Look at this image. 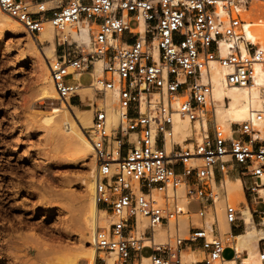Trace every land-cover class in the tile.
<instances>
[{"label": "built area", "instance_id": "1", "mask_svg": "<svg viewBox=\"0 0 264 264\" xmlns=\"http://www.w3.org/2000/svg\"><path fill=\"white\" fill-rule=\"evenodd\" d=\"M46 1L55 4L46 7ZM251 1L0 0V12L30 36H38L46 22L56 32L62 49L47 69L57 100L82 102L80 79L90 77L95 100L88 104L93 115L86 135L95 162L94 200L109 219L91 240L97 252L115 255L113 264H183V253L197 258L192 264L238 260L232 236L222 237L215 222L208 233L191 217L214 221L222 205L226 223L238 222L240 212L225 189L236 166L251 179L246 189L260 206L258 226L264 231V141L257 128L264 110L251 111L226 137L216 121L211 78L214 63L226 71L230 86L254 83L257 70L264 74V47L246 43L247 53L239 47ZM80 25L87 28L89 46L65 34ZM221 42L228 45L225 55ZM96 64L100 76L93 74ZM114 89L118 122L109 126L104 99ZM176 119L190 126L181 144L174 140ZM191 202L200 205L195 213L188 210ZM185 216L182 235L179 223ZM140 219L146 220L143 230ZM157 230L162 242H155ZM259 243L258 258L264 262V237ZM227 244L231 260L222 257Z\"/></svg>", "mask_w": 264, "mask_h": 264}, {"label": "rangeland", "instance_id": "2", "mask_svg": "<svg viewBox=\"0 0 264 264\" xmlns=\"http://www.w3.org/2000/svg\"><path fill=\"white\" fill-rule=\"evenodd\" d=\"M1 15L17 24L18 30H12L8 23H0V258H4L0 264H63L68 254L79 252L82 246L78 212L84 192L82 179L88 174V163H94V158L89 156L84 159L72 154L59 136L37 123L39 118L30 116L44 115L61 104L59 100L51 104V99L41 100L38 96L40 66L48 71V62H53L62 49L56 44V36L53 49L49 41H36L39 35L30 36L16 21L0 12ZM129 26L132 28L135 23L130 22ZM78 28L80 30L83 26L73 27L72 30L79 34ZM30 41L44 58L38 59L29 52L27 46ZM89 81L87 74L80 79L83 86ZM72 100L78 102L79 105H74L72 101L70 104L80 112L90 109L87 105L90 97L82 102L78 98ZM239 122L231 125L233 130ZM218 126L226 136H230L219 122ZM242 172L241 167L236 166L232 172L235 176L229 177V180L240 178L242 182H248V174L244 172L241 175ZM227 187L225 181V189ZM242 192L245 201L251 198L244 185ZM199 206L197 202H191L188 210L195 213ZM242 208V203L236 204L239 212ZM253 223L259 230L258 218H254ZM197 224L209 233V226L214 222L206 218ZM96 254L95 264H105L102 259L107 264L116 260L115 255L97 251ZM149 254V249H142V256ZM231 255L226 253L225 257ZM193 258L189 264L197 261ZM257 261L258 253L244 264H256ZM182 262L185 264L183 257ZM78 264L87 263L81 260Z\"/></svg>", "mask_w": 264, "mask_h": 264}, {"label": "bare ground", "instance_id": "3", "mask_svg": "<svg viewBox=\"0 0 264 264\" xmlns=\"http://www.w3.org/2000/svg\"><path fill=\"white\" fill-rule=\"evenodd\" d=\"M47 3H51V5H47ZM54 4L55 3L52 1L45 2L46 7H52ZM243 19L245 20V23L243 30L241 31V41L239 42L241 52L247 53L246 43H251L254 46L264 47V0H252L250 3V8L245 10L243 13ZM0 23H8L12 30H18V25L10 22L6 16H0ZM65 34L77 36L81 43L89 46L90 37L87 28H81L79 34H77L75 30L69 29L65 32ZM55 35L56 32L54 29L48 22H46L44 24L43 30L35 40L38 42L47 40L51 43L54 49ZM27 47L29 52L31 51L38 59L39 57L44 58L42 54H38L36 47L31 41ZM220 50L221 54L225 55L228 52V45L224 42H221ZM51 55H54V52H51ZM40 67L41 74L39 75L38 88L39 99L57 100L58 95L53 87L48 71L43 68L42 65ZM211 70V78L213 81V98L215 101L214 113L216 121L217 123L219 122L222 124L225 131L230 134V136H225L231 137L233 135L231 127L232 124L247 119L251 111L264 110V74L257 70L254 83L245 87H236L230 86L224 82L226 71L220 68L216 63L213 64ZM93 74L94 76L101 75L100 64L95 65V71ZM78 95H80L83 99H86L87 96L90 97V105H92L95 100V93L89 85L82 86L78 91ZM116 98V89L106 92L104 105L107 113V123L109 126H116L118 122L117 110L113 106L116 102ZM92 115V108L80 112L77 110V108L72 106L70 102H61L59 106L53 107L44 115L33 114L30 116H32V118H39L37 123L42 124L46 131L53 133V135L55 134V136H59L66 146L70 148L69 151H71L72 154L79 155L80 157L86 159L89 156H93L91 142L88 136L85 134L86 132H84V129H87L91 126ZM64 126L67 127L64 129ZM257 127L260 131L259 137L264 141V123L257 124ZM189 133V123L184 119H176L174 124L175 142L182 143ZM94 164L95 162L93 163L92 161L88 163V174H86V176L82 179L84 192L80 198L81 200L78 211L80 215L79 235L82 246L79 252L68 254L65 257L63 264H78V262L81 260L86 261L87 264H95L97 254L95 248L92 245V234L96 228L105 227L109 223L107 214L102 210H98L94 200ZM225 181L226 185L228 186L226 192L231 203L234 205L246 203L244 194L242 192V181L240 179H236L235 181L225 179ZM260 193L264 196V190H261ZM222 210V205H219L217 216L213 222L216 223L219 232L224 236L229 232V225L223 222ZM241 211L245 216L246 223L251 226L249 232L251 234L258 235L260 238H263L264 231L262 230V232L260 231L261 233H259L249 219L250 212L248 207L246 206L245 209ZM191 217L193 218V222L197 224V221H195L197 216L192 215ZM187 218V216L183 217L179 223L180 229L182 230V235L185 234V231L188 227ZM145 227V219H140L139 228L143 230ZM162 241V231L157 230L155 233V242ZM229 241L231 240L229 239ZM86 244L89 246H86ZM234 247L236 249L235 245ZM191 254L192 253H183L182 257L184 258L185 264H189L191 263L190 261H193L194 255ZM253 258L254 257H252V259ZM3 259L0 258V262L4 261ZM248 260H250V258ZM227 264H235V262L229 261ZM256 264H261V261H257Z\"/></svg>", "mask_w": 264, "mask_h": 264}, {"label": "crops", "instance_id": "4", "mask_svg": "<svg viewBox=\"0 0 264 264\" xmlns=\"http://www.w3.org/2000/svg\"><path fill=\"white\" fill-rule=\"evenodd\" d=\"M84 86H86V85H84ZM80 99H81V101H85V99H83L81 96H80ZM71 101L74 105H79L77 101H73V100H71ZM88 104L89 103H87V105ZM234 169H236V167H234L233 170ZM233 170H231V172L228 173V179H229V177L235 176V174L232 173ZM237 179H240V178H237ZM250 183H251L250 178H249L248 182H246V181L242 182V184L244 186H246V188ZM246 206L248 207V210L250 212L249 219L253 223V220H254V218H257V212L260 209V208H257L259 205H255L253 202L250 201V199L249 200L246 199V203H242L243 208L241 210H244ZM241 213H242V211L240 212V215L238 216V219H239L238 222L234 225L229 226V232L226 233V234H229L230 236H232V238L230 239L231 240L230 245H232L233 247L235 245L237 251L239 252V259L235 261V264H244V262L246 260H248L249 258L252 259V257H255V255L258 253V250L261 248V243H259V241L262 238L258 237V235L251 234L249 232L251 229V226L248 223H246L245 216L243 215V213L242 214ZM253 225H254V223H253ZM254 227H255V225H254ZM212 230L214 233H216L215 228H212ZM257 231L259 233L262 232V231L260 232V230H257ZM230 245L227 244L226 248L224 249V251L222 253V257L225 260H231L233 257V253L230 249L231 248ZM226 253H232L231 257H229V258L225 257ZM241 260H243V263ZM261 264H264V262H261Z\"/></svg>", "mask_w": 264, "mask_h": 264}]
</instances>
